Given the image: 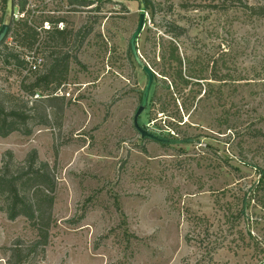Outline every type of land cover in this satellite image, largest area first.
<instances>
[{
    "label": "rangeland",
    "instance_id": "rangeland-1",
    "mask_svg": "<svg viewBox=\"0 0 264 264\" xmlns=\"http://www.w3.org/2000/svg\"><path fill=\"white\" fill-rule=\"evenodd\" d=\"M77 1L74 9L68 0H26L23 16L6 18L92 30L61 46L42 29L30 51L14 25L0 46V104L29 117L22 131L0 136V176H15L37 151L57 184L48 245L31 252L38 228L10 220L0 192V264H264V209L253 191L264 173V16L249 10L264 0ZM8 9L0 0V26ZM142 10L138 51L155 79L139 124L151 137L134 126L148 84L130 47ZM172 24L185 34L171 36ZM171 42L184 75H198L189 85L171 87L162 75ZM11 52L43 58L42 75L71 56L65 81L26 95L22 85L36 74L7 62ZM54 92L65 99L60 128ZM18 183L25 197L41 196Z\"/></svg>",
    "mask_w": 264,
    "mask_h": 264
},
{
    "label": "trees",
    "instance_id": "trees-1",
    "mask_svg": "<svg viewBox=\"0 0 264 264\" xmlns=\"http://www.w3.org/2000/svg\"><path fill=\"white\" fill-rule=\"evenodd\" d=\"M8 1L9 0H3L4 4L9 3ZM95 1L101 2L103 0ZM83 2L81 1V4H88L87 0ZM26 4V0H12V6L14 8L18 6L21 12L26 10ZM249 10L251 11L252 15L264 16V7L262 6L250 7ZM7 16L8 15L5 12L2 17V24L6 22ZM49 20L52 24L59 22L56 21V19ZM14 25V21H12L9 35L7 36L4 43H2L0 46L6 44L12 31H14ZM15 26L14 36L16 35L17 39L19 38V41H17L19 46L30 51L35 50L37 48L39 35L41 33L38 31V29L41 27H32L29 25L28 21L24 20L18 21ZM1 27L2 25L0 26V29ZM167 32H169L171 36L175 38H180L185 34V29L172 24V27L167 30ZM44 34H48L49 39L58 41L61 46L67 45V42L70 40L71 36H73L72 31H69L68 29L58 30L56 28L47 30ZM11 59L14 60V62L17 63L19 67H26V69L28 68L29 62L27 60H22L20 55L11 52L10 55L7 56L6 60L10 63ZM70 59L71 56L65 54L60 55V57L54 61L53 65L43 75L38 74L41 67L35 72L29 71L30 73H35L36 77L35 80L30 84L26 85L23 83V92L29 96H40L39 94L47 89L50 91H55V89L51 87V84L56 85L55 88L63 84L67 76ZM164 60L168 63V67L162 72V75L172 79L170 84L171 87H174V85L177 86V80L183 85H189L191 82L190 79H197L198 75L193 73H189V78H187L186 74L184 75L183 60L177 45H175L173 42H171L169 57L165 58ZM170 63H176V67L173 68ZM53 94H55V96L52 95V97L48 98L50 102L49 106L52 107V103L55 101L58 102L56 105V114L58 115V127L60 128L62 127V119L64 116L65 99L64 97H59L56 92ZM28 118L29 117H27L23 110L13 108L10 111H7L0 104V136L6 138L15 131H22L26 126ZM23 132L25 134H30V131L27 130H24ZM38 161L39 159L37 151H32L24 161V166L20 168L21 171L16 173L15 176L9 178L7 174L0 176V192L6 195L7 205L4 209L9 219L15 220L19 216H24L32 223L34 227L38 228L39 240L32 245L31 250L29 249V252L33 250L37 251L38 249L43 250L48 245L50 222L49 217L46 220L45 214H47V209L53 205L54 197L52 196V193H54L57 188V184L55 182L54 176L52 175L49 164L45 162L38 163ZM261 174L262 175L259 184L254 187L253 191L259 204L264 209V173ZM18 182H20L22 187L34 188L36 193L40 191L41 196L39 198L36 197V200L25 197L21 194ZM45 206L47 207L46 210L44 209ZM24 253L25 250L18 248L15 252V257L18 258L20 262H22Z\"/></svg>",
    "mask_w": 264,
    "mask_h": 264
},
{
    "label": "water",
    "instance_id": "water-1",
    "mask_svg": "<svg viewBox=\"0 0 264 264\" xmlns=\"http://www.w3.org/2000/svg\"><path fill=\"white\" fill-rule=\"evenodd\" d=\"M13 12H14V7L12 6V0H9V16L11 18L13 16ZM145 20H146V12H145V10H142L137 29L134 32V34L132 35L131 41H130V47H131L132 54H133L137 64L143 69V71L145 72V74L148 77V84H147V87H146L145 92H144L142 104L138 108V110L135 114V117H134V126L142 134L143 137H146V136L151 137V135L149 133H147L139 124V118H140L141 114L144 112L145 108L147 107L148 99H149V95H150V90L152 88V85L154 82V77H155V73L141 59V57L139 55V51H138L137 40L140 37L141 33L144 31ZM10 26H11L10 20L3 23V25L0 29V45H2V43H4L7 36L9 35Z\"/></svg>",
    "mask_w": 264,
    "mask_h": 264
},
{
    "label": "built area",
    "instance_id": "built-area-1",
    "mask_svg": "<svg viewBox=\"0 0 264 264\" xmlns=\"http://www.w3.org/2000/svg\"><path fill=\"white\" fill-rule=\"evenodd\" d=\"M16 7L19 9L18 6H16ZM16 7H15V8H16ZM15 8H14V13H13V15H15V17H17L18 14H21L20 16H23V15H24L23 12L20 11V9L18 10L17 13H15ZM50 27H51V26H50V23H49V22H46V23L44 24V28H45V29L49 30ZM61 29H63V28H61ZM38 31L41 32V28L38 29ZM26 60L29 62V64H28V68H27V71H28V72H29V71H31V72H35V71H37L38 68H40L41 65L43 64V58L38 57V56H35L34 54H31V56H30V57H27Z\"/></svg>",
    "mask_w": 264,
    "mask_h": 264
},
{
    "label": "flooded vegetation",
    "instance_id": "flooded-vegetation-1",
    "mask_svg": "<svg viewBox=\"0 0 264 264\" xmlns=\"http://www.w3.org/2000/svg\"><path fill=\"white\" fill-rule=\"evenodd\" d=\"M69 1V3H70V7H72V8H76V2H77V0H68ZM82 2H83V0H81ZM88 2L87 3H90L91 2V0H87ZM14 13V12H13ZM42 13H44V12H42ZM11 18V17H10ZM45 18V20L43 21V27H41V31H42V29H43V33H45V31H47V29H45L44 28V24L46 23V22H48V21H46V17H44ZM51 20H55V18L53 17V18H50ZM63 22V21H62ZM56 23H54L53 25H55ZM53 28H55V27H50V29L49 30H51V29H53ZM62 30H64V29H62ZM90 30H92V29H86V32H81V30H79V31H76L74 34H73V38H74V40H75V42L76 43H78V41L80 40V39H87L89 36H90V34H91V31Z\"/></svg>",
    "mask_w": 264,
    "mask_h": 264
},
{
    "label": "crops",
    "instance_id": "crops-1",
    "mask_svg": "<svg viewBox=\"0 0 264 264\" xmlns=\"http://www.w3.org/2000/svg\"><path fill=\"white\" fill-rule=\"evenodd\" d=\"M7 15H8V17H10V16H9V9H8V11H7Z\"/></svg>",
    "mask_w": 264,
    "mask_h": 264
}]
</instances>
